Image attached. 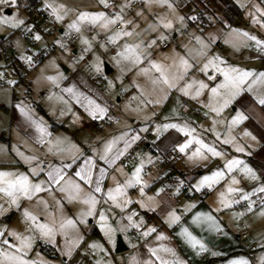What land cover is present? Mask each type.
<instances>
[{
    "label": "crops",
    "instance_id": "obj_1",
    "mask_svg": "<svg viewBox=\"0 0 264 264\" xmlns=\"http://www.w3.org/2000/svg\"><path fill=\"white\" fill-rule=\"evenodd\" d=\"M79 1L35 0V5L40 8H46L50 13L51 8L45 5L64 6L63 9H60V15L63 16V19L59 21L56 20L55 23V28H57V32L61 35L62 32L66 33L65 29H67L68 32H78L68 29V25L76 20L80 12H103L99 0ZM111 1L116 3V1L118 2L119 0ZM195 1H197V3H194ZM232 1L238 7L240 14L230 23L229 31L223 32L213 44L210 41V43L206 42L205 44L203 41L204 45H207L205 49H209L214 45L209 49L211 53L209 56H219L225 62L229 57L243 56L244 47L241 46L242 43L240 42L243 39L245 40L246 37L243 36L242 33L247 32L257 39L260 38V40L264 38V27H261L260 23L252 19L253 15H255L257 20H264L260 12L256 11L257 8L264 11V6L261 3L262 1ZM22 2L27 3L28 0H22ZM215 2L219 4L216 0ZM107 3L108 8L106 11L113 15L116 14L118 12L116 10L117 5L115 6V4H112L109 0H107ZM182 3H194L196 7V4L200 3V13L206 12L208 15L212 14V5L208 0H172V5L176 6L178 9H180L179 7H181ZM137 7L138 6L135 8ZM76 8L79 10L75 15L74 10ZM168 10L172 9L169 8ZM6 13L9 14L10 11H6ZM138 13L140 12H136V17L140 15H138ZM26 25L28 26L27 19ZM98 25L99 23L95 25L90 23L82 24L81 30L78 32L79 40L75 47H66L64 50H61V52H54L56 54L49 59L52 61L50 64L41 65L38 69L34 70L28 78L26 74L30 71L29 70L20 81L14 83L12 88H10V85L0 88V171L24 172L29 175L30 179L34 181L37 179L27 172L29 165L25 164L23 160L17 156V151L25 155L36 156L38 159L37 161H33L32 166H35L39 161H44L41 167L45 168V170H47L49 163L56 166L61 165V163H70L72 167L65 170L67 176H73L74 172L80 164L84 162L85 158L93 157L95 162L94 172L98 174L100 168L104 167L106 173L100 184L102 192L94 193L97 197L96 211L92 216L85 217L84 222L92 223L93 221L92 230L89 231L98 234L105 243L107 242L110 244L111 249L115 248L117 235L121 237L127 250L122 252L124 253L121 255L122 258L118 260V263L115 262V264H130V260L133 257L136 258L138 264H143L144 261H151L152 264H158V261H156V258L148 249L159 248L161 245L171 248L174 255L161 251L158 253L159 256L169 261L179 260L182 261L183 264H228L230 260L238 258H244L248 261V264H261V258H264L261 255L263 253H260L264 252V226L259 227V225H264V216L258 215L261 206L259 208L255 207L251 212L243 211L239 206L243 204L247 205V201H240L230 208H222L218 212L212 211L218 206L217 193L223 190L224 184L230 179V175L226 174L225 179L219 184L214 185L212 191H210L207 186L197 191L192 187V185H194L192 180L197 176L200 177L203 175L205 171L203 160H189L184 153L174 151L173 144L176 142H183L185 139V137L177 133L175 129H169L167 132H163L159 138H157V135L153 131L157 124L164 123H179L191 126L190 122L187 120V116L190 113L193 114L192 112L195 111L194 106H191L190 109H186V112L183 113L180 106L174 104L169 108L165 116L162 115L166 107L163 109L160 114L162 118L160 121H152L153 123L149 126L140 123V121L144 122L149 120V116L136 112L135 108H137V103L134 100H138L137 98L140 91L144 92V95L147 97H155V95H157L155 92L156 87L151 83L149 75H145L144 73L139 76L141 79L139 82L127 76L129 78V94L124 90V95H121L118 93V90L122 88L116 90L109 87V82L107 83L106 80H103V77L99 76L102 66L97 62V59L104 58L101 56L100 50H102L101 46L104 47L105 45L101 44L100 41L103 42L102 35L106 34L97 30ZM117 25L118 23L114 27V33L123 27L120 26L119 29H116ZM96 34H98L97 37ZM188 34L189 32L185 33L183 31L182 35L185 36V38L183 40H178L177 44L182 46V48L190 49L185 59L192 65V67L187 70H191L192 73L188 74V80L177 83V87L170 93L171 97H175V90L182 88L189 80V82L198 80L196 71L202 67L205 60L209 57L207 54L204 57L200 55L202 45L197 41L198 34L194 33L191 39L186 37ZM36 35L38 34H33L34 37ZM81 37L87 39L89 44L85 45L82 43ZM175 37L176 36L173 34L169 42H167L169 43L167 48H163L161 44L160 52L161 54H167L163 57H165L167 67L170 65L172 66L169 68V72L179 74L180 69L177 67L179 64L178 51L170 48V44ZM124 39V37H120L116 41L115 46L117 47H105L106 49H110L108 50V54L113 60L119 57L117 56V52L122 50ZM246 41L248 40L246 39ZM37 46H39V44ZM77 48L87 49V55L85 52V61V57H82V55L78 53ZM38 50L39 48L35 47L29 51V57L31 53H35ZM66 51H70L74 56H79L81 60L83 59L82 63H84V67H79V65L71 63L73 60H70L69 57L66 56L68 54ZM58 52H60V54H58ZM96 65H99V71H97ZM174 66H176L175 69L173 68ZM61 68L63 71H61ZM111 71L113 70L111 69ZM35 77L38 81L36 93L40 96L35 100L36 102H30L31 90L27 85L29 84L31 87ZM47 77H53L55 79L53 81L47 79ZM141 82H144L145 85L141 86ZM218 82L219 80H217V83ZM18 86H23L26 92L25 94L29 95L28 99H21L23 97L20 98L15 94V90ZM159 86L161 87L162 85ZM195 86L196 85H193L192 87ZM69 88L72 89V92L64 91ZM48 89L50 91L54 90V92L48 94ZM191 93L193 92L191 91ZM73 94L78 96L79 102L74 98ZM85 97L91 98L96 103L106 106L108 109L107 115L103 119H93L85 110V104L87 103L84 99ZM134 97L135 99H133ZM114 98H116V103H121L119 108L115 107L113 104ZM185 103L186 102L182 100L181 105L184 106ZM21 107H26L31 110L32 118L38 122H42L47 127V131L51 133V138L53 140L59 137L64 141L63 146L65 148H68L70 144L76 145L79 149V152L75 153L78 157L77 162L72 163V152L65 151L58 154L55 152L48 153L47 145L38 144L36 141L38 133L31 122L25 119L21 114ZM94 121H102L104 124L100 127H96L95 124H93ZM125 133L127 135L113 145L112 152L109 154L112 156L115 155L118 150H124V155L120 156L116 163L111 166L105 164L99 159V156L104 151L105 144L107 141L120 137ZM145 134H149V139L143 144H140L142 136ZM132 136H138L139 139L132 142L130 140ZM124 140H128L130 143V147L126 150L124 149ZM190 147L194 148L195 146L191 145ZM129 151H132V156L125 162L123 158ZM172 154H174V157L170 158ZM206 157L209 160L208 164L217 159V157H213L210 154H206ZM141 161H143L141 177L145 183L143 195H141V187L139 185H133L126 189V195L124 197V199L131 200L132 202L123 208V210L114 207L112 202L107 200L103 193L107 192L110 187H115L117 182L123 184L134 167L140 164ZM117 169H122V172L117 171ZM232 175H235L237 179L242 182L239 172L234 171ZM39 179L46 180L47 178L41 173ZM81 184L85 192H90L95 187V177L91 185L83 184V182H81ZM177 185H180L179 190H177ZM47 186L48 185L45 184V187ZM149 197H152V200H149ZM0 198L2 199V201H0V213L2 216H8V219H10V222L16 228L17 232L21 230L24 232V229L31 228V222L27 221L23 216L25 209L35 215L37 220L41 223L53 224L54 222V227L56 228L55 241L49 243L44 239V243L38 241L35 245L34 243L32 245L33 249L39 247L40 253H47L48 256L50 255L48 252L51 249L50 247L52 246L55 248V255L49 256L50 260L54 261V264H70L69 259L76 255L77 245H80L90 233L84 232L83 229H81V231L78 229L77 231L76 228H74L75 231L72 233L77 234V238H74L71 237L72 233H69L67 228L61 232L59 225L64 219H71L80 226L81 220L79 216L87 206L79 199L69 201L65 197V194L59 191L53 190L52 195H49L47 192H41L31 200L21 197L15 205L12 204L9 197L3 193H0ZM101 199L104 203L99 202ZM250 199L254 201L259 200L258 197H251ZM39 200L46 201L48 208L45 209L43 204L38 203ZM57 200L60 201L59 206L56 204ZM137 201L143 202L145 207H141L140 203ZM188 205H194V207H190L185 211ZM100 209L104 210L107 217V224L114 230L111 243H109L108 238L101 231L98 223ZM173 210L180 216V220L169 227L166 221L168 219V213ZM133 211L136 213L133 217V221H142L139 229L128 227V220L126 217ZM197 212H210L216 218L223 232H217L215 229H211L205 222H201L200 225L192 224V216ZM241 212L243 215L238 218L233 215V213ZM90 218H92V221H89ZM150 226L154 227L156 231L149 233L147 236H143L142 233ZM182 227L188 228L193 236L202 240L206 245L207 251L200 252L199 255H197L198 249L193 250L186 242V239L178 235ZM243 231L247 232V237L239 239V234ZM30 233L37 237L39 232L37 233L34 228H31ZM160 233H163L165 238L157 240L156 237ZM4 234L6 233L4 232ZM81 237L82 239H79V242L74 245L70 246L67 243L69 240H76ZM9 239L10 238H8V240ZM69 246L71 247V252L70 254H66ZM59 248H61L60 251ZM213 253H216V255H213Z\"/></svg>",
    "mask_w": 264,
    "mask_h": 264
},
{
    "label": "snow or ice",
    "instance_id": "obj_2",
    "mask_svg": "<svg viewBox=\"0 0 264 264\" xmlns=\"http://www.w3.org/2000/svg\"><path fill=\"white\" fill-rule=\"evenodd\" d=\"M3 2V0H0ZM147 3L148 0H145ZM99 3L103 5L105 8L108 7L107 0H99ZM46 7L51 8V15L55 16L56 20L63 19V16L60 15V9H63V5H45ZM171 7V4L168 5ZM257 12H260L261 17H264V11L257 8ZM139 15V13H138ZM179 19H183L182 17ZM253 21L260 23L261 27H264V20H257V17L253 15ZM0 23H10L12 27L18 26L20 23H23L21 20L12 19L8 20L6 18H0ZM85 23L97 24L102 28H107L109 25H114L120 23L121 25L129 24L130 21H126L123 19L121 14L117 12L114 15H106L104 12H80L76 20H74L71 24L68 25V29L80 31L81 25ZM158 23L162 25L164 29H171L173 27V22L171 20H165L161 18ZM150 27H153L150 25ZM237 31V30H233ZM134 33L131 31L125 30V28L121 27L118 31L113 33V35L108 37L109 43H115L120 37H130ZM243 36L248 39L255 41L256 45L260 48L261 51H264V41L258 40L255 36L249 35V33H242ZM166 37L161 34L160 40H164ZM35 39L39 40V35L35 36ZM82 43L85 45L89 44V41L84 37H81ZM197 41L201 43L202 50L200 55H204L203 49L207 47L204 45L200 38L197 37ZM59 43V42H58ZM155 40H151L144 44L143 41L135 43V44H124L123 49L117 52V56H119L122 60L128 61L133 65H139L142 61L147 60V64L150 67L141 68L140 72L147 75L150 71H154L158 73L157 76L151 78V83L154 86H165L167 89H172L177 87V81L182 80L184 78V73L187 72L192 65L188 62L184 57L179 58L178 68L180 69L179 74L175 72H169V68L171 65L165 67L164 65L154 61L150 58V53L145 52V48H150L153 44H155ZM87 50V49H85ZM28 62H31V57H22ZM120 63V61H117ZM97 71H99V65H96ZM209 70H211V75H209ZM199 71L204 73L207 76L209 81L219 80L218 83H215L213 86L205 83L203 80H193L189 83H185L180 91L184 95H189V89L196 85L195 92L193 98L198 97L204 89L208 90V104L204 105L209 111L215 113L217 116L223 111V109L227 108L229 104L232 103L233 100L238 97L241 92L245 91V84L249 81L250 78L255 77L251 83L247 84V90H252V85L257 82L264 83V72L254 73L252 70L242 69L236 66L228 65L226 62L219 56H209L202 67L199 68ZM49 80H53V77H47ZM9 83H14L13 81H9ZM109 86H111V82H109ZM64 91L72 92V89H65ZM161 95L156 100H148L146 97L142 99V103H154L159 104L163 101V99L167 98V94L164 91V88H160ZM74 98L78 100V96L73 94ZM141 97H144L143 92H141ZM62 99V98H61ZM87 103L85 104V110L89 113L93 119H103L108 112L106 106L96 103L91 98H84ZM135 99V97L133 98ZM256 102L260 105H264V96H260L256 98ZM66 103V102H65ZM21 114L25 117V119L29 120L31 124L34 126L36 132L38 133L36 137V141L40 145H47L48 153H62L65 151L72 152V163H76L78 157L75 153L79 152V149L74 144H70L68 148L63 146L64 141L59 137L53 140L51 138V133L47 131V127L37 120L32 118L31 110L26 107L20 108ZM207 115V113H205ZM110 118V117H109ZM246 119L244 114L239 110L236 111V114L232 116L231 120L228 121L229 128L233 125L239 124L241 121ZM213 125L217 123L216 120L212 121ZM169 129H175L177 133L181 136H184L185 139L183 142H176L173 144L174 151H178L180 153H184L187 155L189 160L193 159H204L206 154H210L213 157H222L223 153L218 151L213 145L206 143L196 134V129L189 126L188 124H179V123H164L157 124L153 131L157 135V138L163 132H167ZM213 132L219 138V134L215 133V128L213 127ZM127 135L122 134L120 137H116L112 140L107 141L104 147V151L99 156V159L103 161L105 164L111 166L116 163L120 156L124 155V150H118L115 155L110 156L109 154L112 152L113 145L123 139V137ZM244 135H250L247 131H245ZM139 139L138 136H132L130 140L132 142ZM224 144L232 143V140L229 138H225L223 140ZM194 145V148L190 146ZM130 147V143L128 140H124V149L126 150ZM235 151L243 152L244 149L239 145H234ZM17 156H19L23 162L29 165L27 172L31 174L32 177H36L37 179L34 181L30 179L29 175L24 172H12V171H0V193L5 194L9 197L10 202L12 204H17V201L23 197L24 199L31 200L38 193L47 192L49 195H52L53 190L59 191L65 194V197L71 201L79 199L83 204L87 207L80 214L79 219L81 222H84V218L87 216H92L96 211L97 205V197L94 193H101L102 189L100 187L101 180L106 173V169L104 167L100 168L99 173L94 172L95 162L93 157H87L84 159V162L80 164V166L76 169L73 176H67L65 173L66 169H70L72 164L70 163H61V165L56 166L51 163L48 164L47 170L41 167V164L44 161H39L32 166L33 161H37V157L34 155H25L22 152L17 151ZM143 167V161L140 164L136 165L128 176V178L124 181L123 184L117 182L115 187H110L107 192L103 193L107 200L112 202L114 207L120 208L123 210L131 200L124 199L126 195V189L132 187L133 185H140L141 195H143L145 183L142 180L141 172ZM117 171H121L122 169H117ZM234 171H239L245 178L257 181L256 186H254L251 191H244L240 187H236L240 183L235 175H231ZM43 174L47 179H39V175ZM226 174L230 175V179L228 183L224 185L222 191L217 193V207L212 211H220L222 208L227 209L232 207L235 204H238L240 201H247L246 211L251 212L256 201L250 199L257 194L258 199L260 200L261 209L258 215L264 216V183H260V177H258L255 171L249 167L244 161L233 157L232 159H228L225 161L223 165V169L214 170L210 175L201 176L199 181L196 184L192 185L197 191H200L201 188L207 186L209 189H212L214 185L219 184L222 180L225 179ZM95 177V187L90 192H85L82 188L81 182L83 184L91 185L93 183V178ZM45 184L48 186L45 187ZM180 185H177V190H179ZM159 191V190H158ZM238 196V198H237ZM152 200V197L148 198ZM140 203L141 207H145V204L141 201H137ZM38 203L44 205L45 209L48 208V204L46 201L39 200ZM56 204L59 206L60 201L57 200ZM194 207V205H188L185 208L187 211L188 208ZM136 213L133 211L130 215L126 217L128 220V227H135L139 229L140 222H134L133 217ZM235 217H239L243 215V213H233ZM24 218L31 222V228H34L39 232L41 238L46 239L47 242L53 243L55 241L56 236V228L53 224L49 223H41L37 220V217L29 212L27 209L23 212ZM180 220V216L176 214L173 210L168 213L167 223L169 227L172 224L178 222ZM201 222L207 223L211 229H215L217 232H223V229L217 223L216 218L210 212H197L192 216L191 223L200 225ZM98 223L101 231L108 238L109 243L112 242V237L114 230L107 224V217L103 209L99 210V219ZM74 226V222L71 219H64L59 228L61 232L68 227ZM27 229L28 231L31 230ZM156 229L154 227H148L143 233V236H147L149 233L155 232ZM178 235L182 236L186 239V242L193 248V250H197V255L200 252L207 251L206 245L202 242V240L197 239L193 236L188 228L182 227L180 233ZM8 236L13 237L15 242H10L8 239L3 238V232L0 231V245L5 247H0V264H36V261H31L25 259L27 256V251L31 248L33 237L29 235H23L21 233H17L15 231H9ZM163 233L157 235V240L164 239ZM78 238L76 240H69L67 243L71 246L79 242ZM90 248L102 250V246L98 243H92L89 245ZM149 252L156 258L158 264H183L182 261L175 260L169 261L167 259L162 258L158 255L159 252L172 253L174 252L171 248L164 247L161 245L159 248H149ZM71 247L68 248V252L66 254H70ZM216 255V253H213ZM97 264H101L100 261H97ZM108 264H111L109 261ZM130 264H138L135 257L130 260ZM143 264H152L151 261H144ZM228 264H248V261L244 258H238L234 260H230ZM261 264H264V258H261Z\"/></svg>",
    "mask_w": 264,
    "mask_h": 264
},
{
    "label": "rangeland",
    "instance_id": "obj_3",
    "mask_svg": "<svg viewBox=\"0 0 264 264\" xmlns=\"http://www.w3.org/2000/svg\"><path fill=\"white\" fill-rule=\"evenodd\" d=\"M18 1L22 0H3V2H0V18H6L8 20L12 19H17L23 21V23H20L16 27H12L10 23H0V55H2L0 59V72L3 70L6 73H9L11 69L8 67L11 65L12 62H15L16 59L18 61H21V63L26 64L25 61H23L22 57H29L28 51L29 49L27 48V44L25 40L23 39L22 35L17 32L18 28L21 26H26V16L25 13L18 8ZM79 1V0H78ZM209 3L212 5V10L210 15L208 13H202V16L209 20V25L207 26H198L195 24H192V19L195 15L199 14V9L201 7L200 3L196 4L197 7L194 5V3H197L195 1L194 3H182L181 7H178L172 5V0H148L146 3L145 0H119L118 2H111L112 4H115L116 10L121 14L124 20L130 21L131 23L121 25L125 30L131 31L134 34L130 37H124L123 41V46L124 44H135L138 42L143 41L145 45L151 40H155L156 43L153 44L150 48H145V52L150 53V56L148 58L157 61L158 63L163 64L165 67H167V63L165 61V57L167 54H161V46L163 44H169L170 38L174 34L176 37L173 39V42L170 44L171 47L174 50L178 51L177 55L178 57H187L190 49L188 48H182V46L177 44L178 40H183L185 36L182 35V32L185 29H188V36H186L188 39H191L193 37V34L196 33L198 34V37L200 38V41H204L205 44L206 42H215L222 34L223 32H228L230 27L229 23L223 18L222 16V9L220 4H217L215 0H208ZM82 2V1H79ZM132 2H138V7L137 8H131L130 5ZM262 5L264 6V1L261 2ZM171 4V7L168 5ZM96 8V5H95ZM108 8V7H107ZM102 5V11L106 15H113L110 12H107L106 9ZM171 8L172 10H168ZM78 8L74 10V13L78 12ZM6 11H10V13H6ZM140 12L139 16L136 17V12ZM74 15V16H75ZM72 16V17H74ZM55 17V16H54ZM183 18L182 20L179 18ZM164 18L165 20H171L173 22V27L171 29H164L162 25L158 23V21ZM25 22V23H24ZM191 22V23H190ZM114 25H109L107 28H102L100 25H98V31L99 32H104L106 35H102V41H100L101 44L106 45L108 44L110 48L117 47L116 42L115 43H109L108 37L113 35L114 33ZM153 26V27H150ZM129 28V30H128ZM55 33H52L50 36L51 43H53L57 48H59L58 51L61 52V50H64L66 47H70L68 45H65L62 43L61 40V35L57 32V28H55ZM65 32L68 33L67 29H65ZM163 34L166 38L164 40H160V36ZM98 34H96V37ZM170 36V37H169ZM246 39L248 41H246ZM246 39L242 40L240 43H242V47H244L243 51L244 54L242 57H236L232 56L229 57L226 63L228 65L236 66L242 69L246 70H252L254 73H259V72H264V51H261L260 48L256 45L255 41H252L246 37ZM260 40V38H258ZM264 41V38L261 39ZM42 40L38 41V44H40ZM59 42V43H58ZM209 42V43H210ZM162 44V45H161ZM201 45V43H199ZM204 44V43H203ZM214 46V45H212ZM212 46L209 48L211 49ZM216 47V46H215ZM219 47V46H218ZM102 50L101 56L104 58L97 59V62L103 67H101V74H99L100 77H103V80H106V82H111V86H109L111 89H116L118 90L119 88H122L123 91L125 90L127 94L130 92V87L128 86V80L129 77L134 79L135 81H140V75L142 72L139 71L141 68H146L150 67L147 64V60L142 61L139 65H133L130 62L122 60L120 57H118L116 60H113L110 55L108 54V50L106 49L105 46H101ZM123 49V47H122ZM209 49H203L204 55L201 57H204L206 54L209 56L211 53ZM85 50V48H84ZM202 50V46H201ZM6 52H12V54L6 56ZM58 52V54H60ZM68 54L66 56L69 57L70 60H73L71 63L79 65V67L83 66L84 63H82V60L79 56H74L71 54L70 51H66ZM86 55L87 51L85 50ZM56 53H53L46 57L44 61H42L38 66L34 67L31 69L27 74L26 77L36 69H38L41 65L44 64H50L49 59L52 58L53 55ZM86 55L82 56L85 57L84 61L86 59ZM212 56V55H211ZM54 57V56H53ZM175 57V56H174ZM117 61H120V63H117ZM17 62V61H16ZM18 64V62L16 63ZM19 65V64H18ZM104 65L109 66L113 71H111L108 75L104 74ZM58 66V65H57ZM77 67V66H76ZM174 69L176 66L173 67ZM61 71L63 69L61 68ZM170 71V70H169ZM195 72V71H194ZM193 72V73H194ZM192 73L191 70L187 71L184 74V78L182 80L177 81V83H182L184 80H188L187 78L188 74ZM196 74L198 75V80H203L205 83L209 84L210 86H213L215 83H217V80L215 81H209L207 79V76H205L204 73L200 72L198 69L196 71ZM149 78L155 77L158 75V73L154 71H150L148 73ZM209 75H211V70H209ZM96 76V75H95ZM27 78V79H28ZM255 77H252L249 79V81L245 84V91L241 92V94L236 97L235 100L232 101L231 104L217 116L215 113L209 111L208 108H206L204 105L208 104V90L204 89L201 94L196 97L195 99L193 98L194 92H195V87H191L189 91V95H184L180 89L175 90L176 96L171 97V91L174 90V88L168 90L165 86H163L164 91L167 94V98L163 99V101L159 104H154V103H147L144 102L142 103V99L145 97L148 100H156L161 92L160 88L162 86H155V92L157 95L155 97L150 98L144 95V97H141V92H139L138 95V100H134L137 103V108H135L136 112L141 113L142 115L146 114L149 116V120L146 121H140V123H143L145 126H149L151 123L156 122L157 120H161L162 118L160 117L161 112L163 109L166 107L165 112L162 116H165L166 113H168L169 108H171L172 105L178 104L181 108V110L186 112V109H190L191 106H194L195 111L192 112L193 114H188V122H190L191 127L196 129V134L201 138L203 141H205L208 144L213 145L218 151L223 153L222 157H217L214 162L208 164L209 160L207 159L206 155L205 158L202 159L204 162V173L202 176L205 175H210L214 170L217 169H223V165L226 160L232 159L233 157L240 159L244 161L249 167H251L256 175L260 177L258 171L248 162L247 158L255 151L257 150L262 144H264V110L262 107L264 105H260L256 102V98L260 96H264V83L257 82L252 85V90L248 91L247 90V84L251 83L252 80ZM29 80V79H28ZM190 81V80H189ZM188 81V82H189ZM16 83L15 81H13ZM186 82V83H188ZM14 83H10V88L14 85ZM109 85V83H108ZM145 85L144 82H141V86ZM28 88L31 90V100L30 102H36L38 96L36 93V90L38 89V81L36 77L33 80V83L30 87V85H27ZM40 86V85H39ZM33 89V91H32ZM154 89V88H152ZM150 89V90H152ZM193 93H191V91ZM48 94L51 92H54V90L50 91L49 89L47 90ZM59 91V88H58ZM154 92V91H153ZM25 89L23 86H18L15 90V94H17L21 99H28V94H25ZM43 93V92H42ZM30 94V92H29ZM144 94V92H143ZM193 94V95H192ZM25 96V97H24ZM41 100V99H40ZM39 100V101H40ZM116 98L113 99V104L115 107L119 108L120 102L116 103L115 102ZM185 101V105L182 106L181 102ZM183 104V103H182ZM264 108V107H263ZM239 110L244 114L246 119L241 121L239 124L233 125L231 128H229L228 121L231 120L232 116L236 114V111ZM207 113V115L205 114ZM216 120L217 123L213 125L212 121ZM153 121V122H152ZM213 127L215 128V133L219 134V138L214 134L213 132ZM94 129V127H93ZM98 131V130H97ZM245 131H247L250 135H244ZM146 132V131H145ZM101 133V132H99ZM91 136V135H90ZM225 138H229L232 140V143L229 144H224L223 140ZM234 145H239L241 146L244 151L243 152H237L235 151ZM258 161L261 163H264V152H262L258 157ZM208 165V166H206ZM239 172V171H237ZM234 174V172L232 173ZM231 174V175H232ZM240 177L242 182H240L236 187L242 188L244 191H251V189L256 186L257 181H252L247 178H245L240 172ZM200 177H195L192 180V183L196 184L197 181H199ZM260 183H264L261 178H260ZM228 183V180L226 181ZM225 185V184H224ZM140 186V185H139ZM141 187V186H140ZM189 187V186H188ZM212 191V189H210ZM260 194H257L256 196L253 197H258ZM0 201L2 199L0 198ZM99 202L104 203V201L99 200ZM1 205V202H0ZM261 205L257 206L256 208H259ZM261 208V207H260ZM89 221H92V218H90ZM156 222V221H155ZM159 222V221H158ZM157 222V224H158ZM92 223L89 222H80L79 224H76L74 222V226H68L66 227L68 229L69 233H72L74 228L78 231V229L81 231V229L84 230V232H90L89 230H92ZM264 225H259V227H263ZM0 231L3 232V238H10V242H15L13 237L8 236L9 231H16V228L13 226V224L10 222V219H8V216L5 217L1 215L0 213ZM4 232L6 234H4ZM23 235H29L33 237V242L34 245L36 242L40 241L43 242L44 239L40 237L38 231V235L33 236L30 231L27 229H24V232L21 230L20 232ZM71 237L77 238V234H71ZM119 235H117V238L115 242L117 241ZM121 239V237H120ZM122 241V239H121ZM98 243L99 245L102 246V250H97L90 248L89 245L92 243ZM44 243V242H43ZM42 243V244H43ZM123 243V242H122ZM44 245V244H43ZM0 247H5L3 245H0ZM70 247V246H69ZM51 249L48 251L50 255H55L54 249L52 246L50 247ZM76 255L73 258H70L69 263L70 264H97V261H100L101 264H108L110 261L111 264L118 263V260H120L122 257L121 255L124 253H116L115 248L111 249L110 244L98 236L96 233H89L88 236L85 237V239L81 242L80 245H77L76 247ZM61 248H59L60 251ZM261 254L262 257H264V252ZM49 255V256H50ZM47 255V253H40L39 247L36 249H33V246L27 251V256L25 259L31 260V261H36V264H54L52 260H50V257ZM62 259V258H61ZM60 259V260H61ZM62 261V260H61Z\"/></svg>",
    "mask_w": 264,
    "mask_h": 264
},
{
    "label": "built area",
    "instance_id": "obj_4",
    "mask_svg": "<svg viewBox=\"0 0 264 264\" xmlns=\"http://www.w3.org/2000/svg\"><path fill=\"white\" fill-rule=\"evenodd\" d=\"M257 1H264V0H257ZM138 5V2H133L131 4V8H135ZM18 8L22 10L25 13V16L27 18L28 26H21L18 28L17 32L20 33L25 40L27 44V48L29 51L34 49L35 47H38L39 50L35 53H31V62L26 61L23 59V61L26 62V64L21 63V61H18V68L15 71H10L9 73H6L4 70L0 72V88L10 85L9 81H20L25 74L31 70V68L35 67L38 63L43 61L47 56L51 55L52 53L59 50L53 43H51L50 36L52 33H55V23L56 18L50 14V12L45 8H40L36 6L33 3L30 2H22L18 1ZM209 20L205 19L202 16V13L199 12V14L195 15L192 19V24L200 25V26H207L209 25ZM120 28V24L116 26V29ZM185 33H188V29L184 30ZM34 33H37L40 36V40L42 42L38 45L37 39L33 36ZM61 40L62 43L65 45H68L70 47H75L79 40V34L78 32H68V33H61ZM168 44H163V48H167ZM105 47L110 48L108 44L105 45ZM28 51V52H29ZM77 51L80 55L84 56L85 51L83 48H77ZM11 55L12 52H6L5 55ZM264 57V56H263ZM118 93L121 95H124V91L122 89L118 90ZM96 127H100L104 123L94 121ZM149 134H145L142 136V140L140 144H143L144 142L148 141ZM132 156V151H129L126 153V156L123 158V160L126 162L128 158ZM174 154L170 155V158H173ZM256 203L253 207H257L260 205V200H255ZM239 208L243 211H246L247 205L243 204L240 205ZM247 237V232L243 231L239 234V239H244Z\"/></svg>",
    "mask_w": 264,
    "mask_h": 264
},
{
    "label": "trees",
    "instance_id": "obj_5",
    "mask_svg": "<svg viewBox=\"0 0 264 264\" xmlns=\"http://www.w3.org/2000/svg\"><path fill=\"white\" fill-rule=\"evenodd\" d=\"M222 7V13L225 20L230 24L232 23L240 14L238 7L232 0H216ZM28 2L35 4V0H28ZM2 55H0L1 59ZM18 62V59H16ZM12 62L8 67L11 71H15L18 68L17 62ZM264 107V106H263ZM262 109L264 110V108ZM264 152V144H262L257 150H255L248 158V162L258 171L261 180L264 182V163L258 161L257 157Z\"/></svg>",
    "mask_w": 264,
    "mask_h": 264
},
{
    "label": "water",
    "instance_id": "obj_6",
    "mask_svg": "<svg viewBox=\"0 0 264 264\" xmlns=\"http://www.w3.org/2000/svg\"><path fill=\"white\" fill-rule=\"evenodd\" d=\"M111 72V68L107 65L104 66V74L108 75ZM115 252L116 253H122L124 251L127 250V248L124 246V244L122 243L120 237H118L117 241H116V245H115Z\"/></svg>",
    "mask_w": 264,
    "mask_h": 264
}]
</instances>
